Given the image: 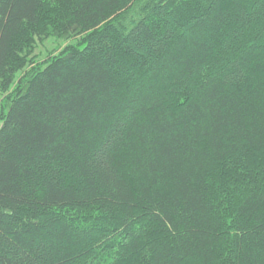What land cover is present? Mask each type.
Segmentation results:
<instances>
[{"label": "trees", "instance_id": "1", "mask_svg": "<svg viewBox=\"0 0 264 264\" xmlns=\"http://www.w3.org/2000/svg\"><path fill=\"white\" fill-rule=\"evenodd\" d=\"M0 264H264V0H0Z\"/></svg>", "mask_w": 264, "mask_h": 264}, {"label": "rangeland", "instance_id": "2", "mask_svg": "<svg viewBox=\"0 0 264 264\" xmlns=\"http://www.w3.org/2000/svg\"><path fill=\"white\" fill-rule=\"evenodd\" d=\"M68 44H74V42L69 43L52 38L42 42H37L33 53L34 59H36V61L38 62H41L48 55L56 52L58 53L63 47H65Z\"/></svg>", "mask_w": 264, "mask_h": 264}]
</instances>
